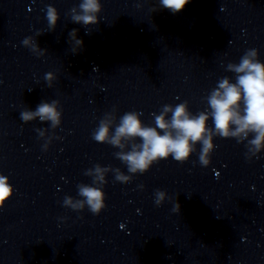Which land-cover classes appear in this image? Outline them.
Here are the masks:
<instances>
[{
  "label": "clouds",
  "instance_id": "obj_1",
  "mask_svg": "<svg viewBox=\"0 0 264 264\" xmlns=\"http://www.w3.org/2000/svg\"><path fill=\"white\" fill-rule=\"evenodd\" d=\"M189 2L190 0H159V5L176 14ZM102 10L101 0H80L78 7L71 8L68 15L73 23L87 28L99 24V14ZM155 11L156 7L152 9V12ZM46 18L49 30H54L60 19L58 10L51 5L48 6ZM77 33L78 30L75 28L69 32L74 52L83 47V40L78 38ZM42 34L38 32L37 36ZM22 44L38 57L44 56L47 52L32 36L26 37ZM258 56V50L251 48L244 53L238 63H227L226 71L235 74V82L230 77H222L217 86L204 97L207 107L196 114L189 110L187 101L176 105L165 104L159 114L152 113L154 126H151L144 124L141 119L143 113L139 111L125 112L119 117V122L115 107L106 112L93 130L92 138L97 143L118 148L119 151L114 155L126 166L128 174L120 168L96 164L84 173L92 178V183L78 184L80 198L65 196L63 206L77 212L87 207L92 214L99 215L106 208V193L103 189L108 182L106 177L109 172L114 174L115 181L128 184L135 175L148 172L160 160L171 157L181 164L185 163L197 151V145H200L199 163L207 167L217 147L214 143L215 137L235 139L237 143L245 144L247 149L245 156L249 161L257 157L264 151V63ZM44 78L49 88L57 79L54 72L46 73ZM210 118L214 127L208 125ZM20 119L24 123L37 119L41 122H50L51 129L55 130L62 122L60 101H42L35 110L28 108L23 110ZM36 131L39 138L45 140L42 145L44 151L48 150L53 139H62L55 136L54 131L52 136H46L47 129ZM138 187L143 189L144 186L141 184ZM13 194L14 188L9 178L0 174V209ZM166 198L165 191L156 190L157 206L162 205ZM173 210L179 212L180 205L176 203Z\"/></svg>",
  "mask_w": 264,
  "mask_h": 264
}]
</instances>
